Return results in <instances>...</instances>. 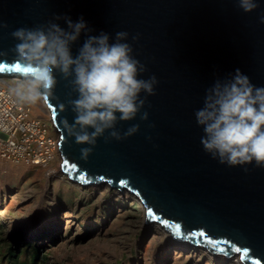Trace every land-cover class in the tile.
<instances>
[{
  "label": "water",
  "instance_id": "water-1",
  "mask_svg": "<svg viewBox=\"0 0 264 264\" xmlns=\"http://www.w3.org/2000/svg\"><path fill=\"white\" fill-rule=\"evenodd\" d=\"M258 2L259 9L244 13L236 0H0V22L8 25L0 29V53H6L0 55L6 66L0 77L26 75L13 70L11 49L18 41L10 34L17 28L47 25L56 15L73 22L83 18L91 31L72 45L74 56L86 35L104 32L111 43L117 32H128L125 42L148 69L140 78L154 74L159 81L140 113L147 111L148 120L138 114L118 123L121 133L133 124L140 129L121 141L99 138L82 159L81 148L90 146L67 135L62 122L66 117L71 123L74 114L60 110L75 94L57 73L59 82L45 103L58 132L61 170L82 186L106 183L128 191L142 204L144 221L156 222L175 240L204 246L214 255H239L244 264H264V168L254 162L229 167L213 159L203 149V129L195 118L206 89L231 79L237 69L264 87V24L259 22L264 0ZM54 22L67 29L63 19ZM136 34L140 38L133 43Z\"/></svg>",
  "mask_w": 264,
  "mask_h": 264
},
{
  "label": "clouds",
  "instance_id": "clouds-1",
  "mask_svg": "<svg viewBox=\"0 0 264 264\" xmlns=\"http://www.w3.org/2000/svg\"><path fill=\"white\" fill-rule=\"evenodd\" d=\"M236 3L244 13L260 8L258 0ZM61 19L67 29L54 22ZM259 22L264 24V13ZM7 27L0 22V29ZM90 31L83 18L73 22L67 16L56 15L47 25L21 27L10 34L18 41L11 49L17 64L30 70L14 89L15 94L25 102H47L59 82L58 73L75 94L74 99L60 105L61 111L70 108L74 114L71 123L64 118L63 128L76 144L90 146L81 148V158L85 160L99 138H104L105 143L121 141L139 131V124L123 133L116 126L134 120L145 107L147 97L156 94L159 83L154 74L148 79L140 78L148 69L134 58L132 44L125 42L129 38L126 31L117 32L111 43L104 32L86 35L74 56L72 45L82 33ZM139 38V34L131 37L133 43ZM3 54L6 53H0ZM141 93L146 95L141 98ZM148 116L144 111L140 120L147 121ZM195 118L203 129V149L213 159L229 167L254 162L255 167L264 168V87H256L237 69L231 79L217 80L206 89L203 107L196 110ZM244 170L248 171L246 167Z\"/></svg>",
  "mask_w": 264,
  "mask_h": 264
},
{
  "label": "rangeland",
  "instance_id": "rangeland-1",
  "mask_svg": "<svg viewBox=\"0 0 264 264\" xmlns=\"http://www.w3.org/2000/svg\"><path fill=\"white\" fill-rule=\"evenodd\" d=\"M32 145L25 160L0 151V264H233L173 238L169 243L125 190L82 186L58 170L63 181L48 178L46 167L29 160L32 147L42 151Z\"/></svg>",
  "mask_w": 264,
  "mask_h": 264
},
{
  "label": "bare ground",
  "instance_id": "bare-ground-1",
  "mask_svg": "<svg viewBox=\"0 0 264 264\" xmlns=\"http://www.w3.org/2000/svg\"><path fill=\"white\" fill-rule=\"evenodd\" d=\"M4 77H0V136L4 137L6 135L8 137H11V136L14 137L13 135L15 132V128L17 124L20 123V121L22 122L24 120L25 111H27L28 116L31 118H34L35 121H37L36 126L38 128V131L35 133V136H31L30 139H36L35 143L37 145L36 147H38L37 149L41 148V150L43 151V152L42 151L37 152V151L29 150V156H31L29 157V160L32 158L30 162L31 163L38 162V164H41L42 166L46 167V170H47L46 176L48 178L51 177V178H55L58 180H62L63 178L60 175L58 176L56 173V171L58 170V173L60 171L61 175L64 174L60 168L61 157H60L59 148L57 145L58 132L56 131L53 121L50 117V111H49L48 106L46 105L45 101H38L36 103H29V102L22 101L15 94L14 89L17 88L18 84L22 82L25 79V77H18L15 75H7ZM8 112L10 114V120L13 122L14 125L11 130L3 131L5 127L4 118H6L4 115L6 113L8 114ZM22 130H25L24 127H22ZM51 132L56 135V136L54 135V138L53 136L51 137L50 135H48ZM25 149H27V145L19 146V147H16L15 149H9L8 152L20 154L23 156L25 160L28 157L26 153L27 151H25ZM36 153L38 154L43 153V154L37 156L36 158H33L34 155L36 156ZM3 159H7V158H3ZM51 161H54V163L55 162L59 163V167H57V169L53 168L52 165H49ZM17 165H20V164H17ZM65 177L67 180H70L68 179L66 175ZM143 214L145 216L144 208H143ZM144 220H145V217H144ZM146 223H150V222H146ZM153 223L162 230L161 231L162 234L166 235L165 234L166 231L159 224H157L156 222H153ZM167 237H168L169 243H172L173 241L172 237L169 234L167 235ZM175 244L180 245L181 247H185L187 245H190V246L193 245L187 242H181L179 240L176 241ZM194 246L199 251L205 252L208 255L211 254V252H209L208 249L204 246H201V245H194ZM211 256L214 257L215 255L211 254ZM224 257L228 261L232 262L233 264H244L239 259V255H234V257L232 256V258H230L231 256L230 257L224 256Z\"/></svg>",
  "mask_w": 264,
  "mask_h": 264
},
{
  "label": "built area",
  "instance_id": "built-area-1",
  "mask_svg": "<svg viewBox=\"0 0 264 264\" xmlns=\"http://www.w3.org/2000/svg\"><path fill=\"white\" fill-rule=\"evenodd\" d=\"M6 118H4L5 127L3 131H9L13 128V122L10 120V114L6 113L4 115ZM37 121H35L34 118H31L28 116V112L25 111L24 120L17 124L14 132V137H8V136H0V151L3 153V151H7L9 149H15L16 147L23 146V145H32L36 139H31V136H35V133L38 131V128L36 126ZM22 127H24L25 130H22ZM30 133H29V132ZM32 133V134H31ZM30 135V136H29ZM29 143V144H28ZM58 145V144H57ZM33 146V145H32ZM32 150L35 149L32 147ZM5 153L8 155H4L7 157H14L13 152L11 153Z\"/></svg>",
  "mask_w": 264,
  "mask_h": 264
},
{
  "label": "snow or ice",
  "instance_id": "snow-or-ice-1",
  "mask_svg": "<svg viewBox=\"0 0 264 264\" xmlns=\"http://www.w3.org/2000/svg\"><path fill=\"white\" fill-rule=\"evenodd\" d=\"M5 68H6L5 65L0 64V71H4ZM13 70L18 71V72H23L24 74H27V73L30 71L29 69H27V68L21 66L20 64H16V65H14V66H13ZM121 183H124V182L121 181ZM149 215L151 216L152 213L150 212ZM174 232H175V234H177V235L180 234V227H179V225L176 226V228L174 229ZM199 235H200L201 237H203L205 234H204L203 232H201V233H199ZM209 243L213 244V246H214V244H215L214 241H209ZM235 250H236V251H240V249H235Z\"/></svg>",
  "mask_w": 264,
  "mask_h": 264
}]
</instances>
